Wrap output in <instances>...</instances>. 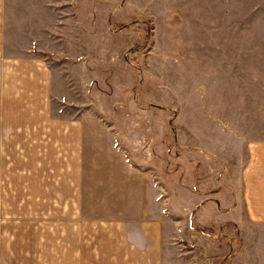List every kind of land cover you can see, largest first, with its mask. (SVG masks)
<instances>
[{"label": "crops", "instance_id": "crops-1", "mask_svg": "<svg viewBox=\"0 0 264 264\" xmlns=\"http://www.w3.org/2000/svg\"><path fill=\"white\" fill-rule=\"evenodd\" d=\"M116 1L0 0L1 140L12 142L0 190L53 207L33 219L45 264H180L174 238L228 227L242 242L228 263L264 264V146L239 137L223 153H154L147 82L127 55L135 43L115 31L135 20H115ZM135 86L138 119L125 103Z\"/></svg>", "mask_w": 264, "mask_h": 264}, {"label": "rangeland", "instance_id": "rangeland-1", "mask_svg": "<svg viewBox=\"0 0 264 264\" xmlns=\"http://www.w3.org/2000/svg\"><path fill=\"white\" fill-rule=\"evenodd\" d=\"M116 3L115 20L122 12L135 20L128 26L129 31L123 25L116 26L115 31L117 39L135 43L127 55L133 65L141 67L147 82L148 143L154 153H223L227 144L239 137L245 143L259 140L264 146V0ZM98 40L102 41L101 35ZM50 59L57 80L62 82L60 62ZM131 90L126 93L130 98L129 102L127 97L125 100L127 117L138 119L131 107L139 100V88ZM54 112L63 117L61 104L54 106ZM66 112L67 116L75 115L73 110ZM1 139L0 127V153H11L12 142ZM3 163L0 158V166ZM13 193L17 194L15 198ZM28 199L27 191L0 190L4 234L0 264H45L39 253L43 246V238L37 237L39 221L33 219L53 207L28 205ZM197 234L192 239L172 240L183 253L187 252L180 264H229L236 247H242L232 227ZM259 242L264 256V238ZM248 260L259 263L251 255Z\"/></svg>", "mask_w": 264, "mask_h": 264}]
</instances>
